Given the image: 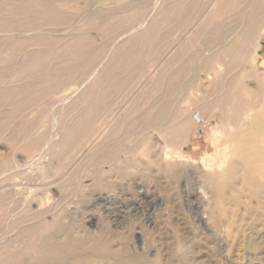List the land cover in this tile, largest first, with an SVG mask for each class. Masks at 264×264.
<instances>
[{
    "label": "rangeland",
    "instance_id": "374dc122",
    "mask_svg": "<svg viewBox=\"0 0 264 264\" xmlns=\"http://www.w3.org/2000/svg\"><path fill=\"white\" fill-rule=\"evenodd\" d=\"M71 1L68 4L74 6L69 7L72 17L49 32L52 62L49 58L43 62H16V59L0 62V245L21 251L28 264L39 262L41 253L37 247L44 241L39 236L20 238V232L42 222L41 217L34 218L31 213L46 200V204L41 203L44 206L41 210H46L49 219L44 220L56 215L62 218L61 229L54 237L56 241L71 235L98 241L100 248L92 250L75 241L67 255L50 257L43 264H72L76 256L90 258L89 264H122L120 260L126 257H136L138 264H264V193L243 192L234 204L227 186L222 204L217 205L215 192L204 173L212 171L210 167L221 169L224 165L219 166V162L225 154L229 155L230 148L226 153L221 151L211 166L203 164L204 158L222 146L224 139H220L218 130L230 129V110L251 113L264 109V0L244 1L241 5L252 10L258 8L250 51L237 54L236 32L228 37L231 38L230 53L211 63L207 62L209 56L223 46L203 41L202 33L214 31L213 24L208 22L213 0H137L139 4H147L144 11L141 5H135L138 3L135 0ZM179 5H183L184 11H178ZM173 10L175 13L170 12ZM99 11L101 18L97 16ZM142 15L148 22L139 31L132 30ZM153 34L156 36H149ZM78 40L85 46L78 47L81 44H77ZM70 44L77 47L72 45L69 50L74 47L78 50L75 49L74 55L69 52L68 58L90 57L95 58L94 62H64V65L62 60L66 54H63ZM121 45L131 49V54L136 56L134 60L114 62ZM40 48L35 45L26 50ZM186 64H192L193 70L181 72L182 88L186 87L181 88L177 100L171 104H175L171 108L179 113L186 107L191 112V120L176 142L186 160L175 177L162 157L167 125L154 124L150 126L153 136L148 133L150 128L140 136L134 129L130 112L149 106L169 80L164 79L170 78L179 65ZM184 79L190 80L184 82ZM225 82H230V89L225 88ZM150 90L155 94H149ZM15 93L18 95L15 100L2 99L3 95ZM100 97L103 99L98 104H90L89 99ZM175 129L173 135L179 133ZM143 135H150L155 144V154L151 151L149 155L156 158L155 162L142 154L147 145L138 146ZM112 143L115 152L121 150L115 153V161L111 159L109 163L95 154L98 146ZM121 143L125 145L123 149ZM132 159L141 161V166L133 168ZM118 164L128 166L129 173L121 176L112 171ZM105 251L110 253L106 257Z\"/></svg>",
    "mask_w": 264,
    "mask_h": 264
},
{
    "label": "bare ground",
    "instance_id": "6f19581e",
    "mask_svg": "<svg viewBox=\"0 0 264 264\" xmlns=\"http://www.w3.org/2000/svg\"><path fill=\"white\" fill-rule=\"evenodd\" d=\"M71 1V0H69ZM115 1V0H113ZM130 1V0H129ZM137 1V0H135ZM142 1V0H141ZM175 1V0H174ZM184 1V0H183ZM214 1V0H213ZM244 1H251V3H256V0H215L214 4H213V9L211 10V12L208 15V22H211L212 28L214 31H212V33H202L203 35V41L205 44H221V50L216 53L213 54L211 56H209L208 58V63H211L213 61H219L223 55L226 56L230 53V39L228 38L230 36V34L235 35V33L237 32V37H236V41L235 43H239V45L236 46L234 49L236 50L237 54H244L247 53L249 50V44L251 42V36L253 35V31L255 29V25H256V19L258 17V8H250L249 7H245V6H241L243 4ZM72 2V1H71ZM138 2V1H137ZM190 2V1H189ZM193 2V1H192ZM212 2V1H211ZM134 3V2H133ZM159 3V2H158ZM157 3V4H158ZM131 4V2L129 3ZM135 5L140 6L141 5V9H144L147 7V4L145 2H139ZM156 5V4H155ZM167 5V4H166ZM191 5V4H190ZM200 5V4H199ZM69 4H68V0H0V16H3L0 19V62H6V61H10L13 59H16V62H43L44 60H46V58H49L50 61L52 62L53 60V53H52V49L51 45V38H50V31H52V28L54 26L60 25V24H66L70 17V14L72 12H70L69 10ZM114 7V5H113ZM129 7V6H128ZM135 7L133 5L130 6ZM154 7V6H153ZM152 7V9H154ZM74 8L71 7V9ZM130 8V9H131ZM158 8V7H157ZM170 8V7H169ZM168 8V9H169ZM174 8V7H173ZM114 9V8H113ZM137 9V8H136ZM165 9V10H168ZM178 11H184L183 9V5H179L178 7ZM194 9V8H193ZM132 10V9H131ZM135 10V9H134ZM139 10V9H138ZM156 10V9H155ZM252 10V11H249ZM120 11V10H119ZM118 11V12H119ZM124 11V10H123ZM137 11V10H136ZM169 11V10H168ZM116 12V13H118ZM122 12V10H121ZM120 12V13H121ZM152 12V11H151ZM160 12V11H159ZM170 12H174L170 11ZM97 16H101V12L99 11ZM112 13V12H111ZM115 13V15H117ZM175 13V12H174ZM221 13H224L223 15ZM150 14V12H149ZM160 14V13H159ZM158 14V16H159ZM171 14V13H170ZM183 15V13H181ZM114 15V14H113ZM114 15V16H115ZM146 15V14H145ZM145 15H142L141 18H139L140 20L138 21L137 25L133 26L132 30H138L141 27H144L145 23L148 22L147 18ZM152 15V14H151ZM96 16V15H95ZM105 16V15H104ZM123 16V15H122ZM121 16V17H122ZM156 16V15H155ZM161 16V15H160ZM164 16V15H163ZM92 17V16H91ZM90 17V18H91ZM116 17V16H115ZM147 17L148 14H147ZM94 18V17H93ZM92 18V20H93ZM97 18V17H95ZM101 18V17H100ZM158 18V17H157ZM103 19L105 20L106 17H103ZM182 19V18H181ZM101 20V19H99ZM128 20V19H127ZM172 20V19H171ZM91 21V20H90ZM92 22V21H91ZM111 22V21H110ZM100 23V21H99ZM96 24V26H98V24ZM101 24V23H100ZM95 25V24H93ZM121 25V24H120ZM148 25V24H147ZM65 26V25H64ZM64 26L62 28H64ZM107 27V26H106ZM109 27V26H108ZM153 29L154 26L152 25ZM57 28V27H56ZM103 28V27H102ZM160 28V26H159ZM59 28H57L58 30ZM232 29H239L240 31H233ZM131 29L128 30L132 31ZM136 30V31H137ZM156 30V29H154ZM139 31V30H138ZM152 31V30H151ZM50 32V33H49ZM108 31H106L105 33H107ZM53 33V32H52ZM60 33V32H59ZM74 33V32H73ZM72 33V34H73ZM78 33V32H77ZM84 33L87 34V31H85ZM132 33V32H131ZM147 33V32H146ZM49 34V35H48ZM81 34V33H80ZM111 34V33H110ZM113 34V33H112ZM133 34V33H132ZM136 34V32H135ZM78 35V34H76ZM85 35V34H84ZM74 36V35H73ZM72 36V38H73ZM82 37V35H80ZM106 36V35H105ZM124 36V35H123ZM149 36H154L153 35H149ZM156 36V34H155ZM154 36V37H155ZM87 37V36H86ZM71 38V37H70ZM89 38V37H87ZM144 38V36H143ZM80 39V38H78ZM85 39V36L83 37V40ZM116 39V38H115ZM142 39V38H141ZM152 39V38H151ZM91 40V39H89ZM79 41V40H78ZM142 41V40H141ZM56 42V41H55ZM58 42V41H57ZM70 42V41H67ZM75 40L72 42L73 44ZM77 42V41H76ZM115 42H119L115 40ZM114 42V44H115ZM126 42V41H125ZM129 42V41H128ZM81 43V44H80ZM113 43V41H112ZM72 44V45H73ZM77 44H80V46L78 45V47H84L85 45L83 44L82 40L77 42ZM141 44V43H140ZM38 45L42 46V50H33L32 52H28L26 49L27 47L29 48L30 46H35ZM62 45V44H61ZM72 45L70 44L68 46V49L66 50V52L63 54L66 57L62 60V62H87V61H93L95 58H84V57H78L74 60H71L70 58L72 56H70V58L67 57V54L69 52H74L75 51V47L71 50L70 47H72ZM103 45V44H102ZM112 45V44H111ZM157 45V44H156ZM63 46H67V44L63 45ZM76 46V45H73ZM100 46V45H99ZM98 46V47H99ZM108 46V45H107ZM114 46V45H112ZM129 46V45H128ZM59 47V45L57 46ZM77 47V46H76ZM159 47V46H158ZM35 48V47H34ZM102 49V48H101ZM69 50V51H68ZM78 50V49H76ZM131 49H128L126 47H123L122 45L119 46L118 48V52H117V56L115 55L113 57L114 62L115 61H132L135 59V54H131ZM140 50V49H139ZM157 50V49H156ZM93 51V50H92ZM96 51V50H95ZM100 51V50H99ZM76 52V51H75ZM75 52L73 53V55L75 54ZM90 52V51H89ZM111 52V50H110ZM155 52V51H154ZM78 53V52H77ZM139 53V52H138ZM252 53V52H251ZM70 54V53H69ZM68 54V55H69ZM94 54V53H92ZM111 54V53H109ZM72 55V53H71ZM78 55V54H76ZM96 55V54H95ZM113 55V54H112ZM119 55V56H118ZM139 55V54H138ZM249 55V53H248ZM255 55V54H254ZM253 55V57H254ZM57 56V55H56ZM60 56V55H58ZM99 56V55H98ZM97 56V57H98ZM235 56V55H234ZM238 56V55H237ZM251 56V55H250ZM179 57V56H178ZM177 57V58H178ZM74 58V57H72ZM109 58V57H108ZM181 58V57H180ZM249 58V57H248ZM70 59V60H69ZM100 59V58H99ZM141 59V58H140ZM245 59V58H244ZM247 59V58H246ZM251 59V58H250ZM184 60V59H182ZM249 60V59H248ZM102 62L105 60H101ZM240 61V60H239ZM254 61V59H253ZM61 61H59L58 63H60ZM79 62V63H80ZM94 62V61H93ZM244 62V61H242ZM78 63V64H79ZM136 63V60H135ZM198 63V62H197ZM201 63V62H200ZM199 63V65H200ZM247 63V62H246ZM253 63V62H252ZM193 64V63H192ZM191 64V65H192ZM203 64V63H201ZM240 64V63H239ZM250 64V63H249ZM64 65H66L64 63ZM70 65V64H69ZM68 65V66H69ZM151 65V64H150ZM163 65V64H162ZM173 65V64H172ZM181 65V64H180ZM179 65V66H180ZM191 65H182V66H178V68H176L174 70V72L172 71V76L170 78L164 79V80H168L162 88L161 94L159 96H156V100H153V102L149 103V106H147L146 108L142 107L143 110L141 111H136V112H130L131 115V120H133V124H134V129L137 131V133L140 134V136H142L141 133L145 134L143 131L147 130L150 128V126H154V124H166L167 127H165L164 130H166V135H165V143H164V148L162 150V157L165 160V166L167 167V169L169 171L172 172L173 176H178L179 172H180V166L182 165V163L186 160V158L183 157V155H181V151L180 149H178L176 147V142L177 139L180 138V136L183 135L184 131L186 130V124L187 122H189L191 120V112H188V108L185 106L186 103L185 101V111H180L181 113L177 112V110H173V108H171V105L173 102H175V100H177L178 96H179V92L181 93V88L183 86V82H181L180 77H181V72L186 71L187 72H191L193 70L194 66ZM195 65V64H194ZM199 65L197 64V67H199ZM74 66V65H73ZM130 66V65H129ZM168 66V65H167ZM253 66V64H252ZM244 67V66H243ZM43 68V66H42ZM67 70V68H65ZM76 69V68H75ZM248 69V68H247ZM14 70V69H13ZM146 70V68H145ZM144 70V71H145ZM253 70V69H252ZM45 71V70H44ZM13 72V71H12ZM75 72V71H74ZM68 73V72H67ZM93 73V71H92ZM143 74V73H142ZM183 74V73H182ZM32 75V74H31ZM45 75V74H44ZM61 75H63L61 73ZM65 75V73H64ZM103 75V74H102ZM105 75V74H104ZM107 75V74H106ZM111 75V74H110ZM168 75V74H167ZM30 76V75H28ZM58 76H60L58 74ZM57 76V77H58ZM68 76V74L66 75ZM72 76V75H71ZM70 76V77H71ZM93 76V75H92ZM194 76V73H193ZM61 77V76H60ZM185 77V76H184ZM263 77V76H262ZM18 78V77H17ZM187 78V76L185 77ZM87 79V78H86ZM153 79V78H152ZM183 79V78H182ZM47 80V79H46ZM50 80V79H49ZM100 80V79H99ZM159 80V79H158ZM185 80L189 81L190 79H184L182 81L185 82ZM187 81V82H188ZM46 83V81H44ZM158 82V81H157ZM191 82V81H190ZM189 82V83H190ZM233 82V80H232ZM31 83V82H30ZM53 83V81H52ZM160 83V82H159ZM188 83V84H189ZM27 84V83H26ZM39 84V83H37ZM161 84V83H160ZM185 84V83H184ZM187 84V86H188ZM192 84V83H191ZM221 84V83H220ZM50 85V84H49ZM29 86V85H28ZM47 84H45V88H46ZM162 86V84H161ZM185 86V85H184ZM192 86V85H191ZM225 88L228 90L230 89V82H225L224 83ZM30 87V86H29ZM35 87V86H33ZM32 87V88H33ZM37 87V86H36ZM186 87V86H185ZM182 88V89H185ZM216 87V86H215ZM220 87V86H219ZM218 87V88H219ZM243 87V86H242ZM20 88V87H19ZM26 88V87H25ZM39 88V87H38ZM51 88V86L49 87ZM116 88V87H115ZM158 88V86H157ZM6 89V87H5ZM16 89V88H14ZM43 89V88H42ZM42 89H39L42 90ZM48 89V88H47ZM145 89V88H144ZM190 89V88H189ZM242 89V88H241ZM258 89V88H257ZM20 90V89H19ZM38 90V89H37ZM49 90V89H48ZM47 90V91H48ZM188 90V89H186ZM17 91V90H16ZM14 91V92H16ZM151 91V90H150ZM157 91V90H155ZM185 91V90H184ZM182 91V92H184ZM189 91V90H188ZM221 91V90H220ZM240 91V90H239ZM50 92V91H48ZM76 92V91H75ZM74 92V93H75ZM142 92V91H141ZM159 92V91H158ZM187 92V91H186ZM230 92V91H229ZM154 92L151 91V93L153 95ZM190 93V92H189ZM219 93V92H218ZM21 94V93H20ZM28 94V93H27ZM142 94V93H141ZM155 94V93H154ZM239 94V93H238ZM181 95V94H180ZM229 95V94H228ZM84 96V95H83ZM82 96V98H83ZM191 96V95H190ZM225 96V95H224ZM223 96V97H224ZM18 97L17 93L14 94H10V95H3L2 99L5 101H10V100H15V98ZM103 97V96H102ZM154 97V96H153ZM23 98V97H22ZM35 98V96L33 97ZM31 98V99H33ZM139 98H141L139 96ZM138 98V99H139ZM152 98V97H151ZM186 98V97H185ZM226 98V97H224ZM27 99V98H26ZM103 98H94V99H89V101L91 102L90 104L93 103H99ZM153 99V98H152ZM180 99V97H179ZM178 99V100H179ZM187 99V98H186ZM227 99V98H226ZM25 100V99H24ZM30 100V99H29ZM71 100V99H70ZM150 100V99H148ZM27 101V100H26ZM34 101V99H33ZM67 101V100H66ZM110 101V100H109ZM189 101V100H188ZM216 101V100H215ZM149 102V101H148ZM226 102V101H225ZM18 103V102H17ZM31 102H29L30 104ZM88 103V102H87ZM137 103V101L135 102ZM134 103V104H135ZM74 104V103H73ZM146 104V103H145ZM217 104V103H216ZM227 104V103H226ZM245 104V103H244ZM243 104V105H244ZM20 105V104H19ZM71 105V104H70ZM242 105V103H241ZM108 106V105H107ZM183 106V105H182ZM180 106V107H182ZM224 106V105H223ZM137 107H139L137 105ZM175 107V106H174ZM226 108H228V105H225ZM236 107V106H235ZM241 107V106H240ZM14 108V107H13ZM221 108V106H220ZM224 108V107H223ZM15 109V108H14ZM137 108H135L136 110ZM233 109V108H232ZM85 110V109H84ZM184 110V109H183ZM242 110V109H241ZM128 111V110H127ZM125 111V112H127ZM221 111V110H220ZM219 111V112H220ZM250 111V110H249ZM85 112V111H84ZM15 113V112H14ZM81 113V112H80ZM12 114V113H11ZM11 114H8V118H10ZM83 114V113H82ZM81 114V115H82ZM125 114V113H124ZM223 114V113H222ZM230 129H222V130H218L220 131V139H224L222 146L220 148H216V151L210 155V157L208 158H204L203 164L205 167H209L214 163V160L216 158V156H218L219 153H226V150L228 148H230V157L228 154H225L223 159L219 162V166L224 165L221 169H214V167H210V169H212V171L209 172H205L204 173V177L206 178L207 182L210 184L211 188H213L214 192H215V203L217 205L222 204L223 202V193L225 191V188L227 186H230V195L232 197V202L234 204H237L239 202V197L241 195V193L243 192H249L251 195L253 194H258V193H264V109H257L253 112H242L240 110H230ZM228 115V114H227ZM226 115V116H227ZM124 116V115H123ZM5 117V119L7 118ZM53 117V116H52ZM225 117V115H224ZM223 116H221V119L224 118ZM228 117V116H227ZM226 117V118H227ZM87 118V117H86ZM120 118V117H119ZM202 118V117H201ZM4 119V120H5ZM229 119V118H228ZM247 119H250L251 122L246 121ZM2 120V119H1ZM2 120V121H4ZM63 120V119H62ZM116 120V119H115ZM130 120V121H131ZM224 120V119H222ZM221 120V121H222ZM56 121V120H55ZM114 121V120H113ZM121 121V119H120ZM226 121V120H225ZM228 121V120H227ZM234 121H236L237 123H233ZM65 122V121H64ZM105 122V121H104ZM112 122V121H111ZM2 122H0L1 125ZM5 123V122H4ZM81 123V122H80ZM79 123V124H80ZM85 123V122H84ZM116 123V122H115ZM127 123V121H126ZM221 123V122H220ZM228 123V122H226ZM129 124H131L129 122ZM111 125V123H110ZM113 125V123H112ZM119 125V124H118ZM128 125V124H127ZM222 125V124H221ZM228 125V124H227ZM88 127V126H87ZM107 127V126H106ZM112 127V126H111ZM123 127V126H122ZM156 127V126H155ZM154 127V128H155ZM188 127V126H187ZM225 127V126H224ZM125 128V127H124ZM160 128V127H159ZM177 128L179 130L178 134L173 135L172 131L173 129ZM133 129V130H134ZM156 129V128H155ZM229 129V130H228ZM107 130V129H105ZM113 130V129H111ZM119 130V129H116ZM127 130V127H126ZM150 130V132H149ZM148 130V133L151 134V128ZM176 130V129H175ZM100 131V130H99ZM125 131V130H123ZM162 132V130H160ZM159 131V132H160ZM104 132V131H103ZM106 132V131H105ZM122 132V129H121ZM120 132V133H121ZM128 132V130H127ZM177 132V131H175ZM91 133V132H90ZM108 133V132H107ZM113 133V132H112ZM119 133V134H120ZM126 133V132H124ZM147 133V134H148ZM210 133V132H209ZM212 133V132H211ZM89 134V133H88ZM105 134V133H102ZM101 134V135H102ZM127 134V133H126ZM133 134V133H132ZM131 134V135H132ZM139 134H136L139 136ZM95 135V134H94ZM125 136V134H123ZM152 135V134H151ZM113 136V135H112ZM122 136V135H121ZM144 136V135H143ZM153 136V135H152ZM214 136V134H213ZM230 136V137H229ZM77 137V136H76ZM116 137V136H115ZM131 137V136H129ZM114 138V137H112ZM133 138V137H132ZM131 138V139H132ZM137 138L134 137V139ZM139 138V137H138ZM91 139V138H90ZM116 139H119L116 138ZM125 139V138H124ZM123 139V140H124ZM127 139V138H126ZM133 139V140H134ZM213 139V137H212ZM46 140V139H45ZM138 140V139H137ZM151 136L150 135H145L142 139L141 142L138 144V146H143V145H147V148L142 152V154L144 153L146 156H148V158L152 161L155 162L156 158L153 156H149L150 152L154 153L153 150L155 148V144L152 143L151 141ZM48 141V140H47ZM62 141V140H61ZM92 141V140H91ZM90 141V142H91ZM94 141V138H93ZM114 141V140H113ZM120 141V140H118ZM115 140V142H118ZM49 142V141H48ZM66 142L65 141H62ZM89 142V141H88ZM76 143V142H75ZM81 143V141H80ZM93 143V142H92ZM100 143V142H99ZM98 143V144H99ZM106 143V142H105ZM217 143V142H216ZM101 144V143H100ZM104 144V143H103ZM122 144V143H121ZM128 144V143H126ZM163 144V142H162ZM219 144V142H218ZM217 144V146H218ZM63 145V144H60ZM65 145V143H64ZM79 145V144H78ZM97 145V144H96ZM114 143L109 144V145H102V146H98L95 150V154L98 157L103 158L102 160H106L110 163V160L113 158H115V153L119 152V150H113V146ZM123 145V144H122ZM131 145V144H129ZM134 145V144H133ZM132 145V146H133ZM71 146V145H70ZM121 146V145H120ZM125 145L122 146V149ZM128 146V145H127ZM131 146V147H132ZM216 146V147H217ZM230 146V147H229ZM80 147V145H79ZM95 147V146H94ZM118 147V146H116ZM127 148V147H125ZM129 148V147H128ZM134 148V147H133ZM136 148V147H135ZM69 149V148H68ZM73 149V148H72ZM71 149H69L70 151ZM76 150V149H74ZM128 150V149H127ZM132 151V150H131ZM135 151V150H134ZM159 151V150H158ZM229 151V150H228ZM75 152V151H74ZM93 152V151H92ZM123 152V151H122ZM59 153V152H58ZM70 154V153H69ZM86 154V153H85ZM155 154V153H154ZM158 154V152H157ZM66 155V154H65ZM133 155V154H132ZM139 155V154H137ZM221 155V154H220ZM223 155V154H222ZM120 156V155H119ZM135 156V155H134ZM63 157V156H62ZM118 157V156H116ZM160 157V155H159ZM133 158V157H132ZM68 159V158H67ZM90 159V158H89ZM116 159V158H115ZM125 159V158H124ZM203 159V158H202ZM221 159V156H220ZM66 160V158H65ZM111 160V161H112ZM89 161V160H88ZM115 161V160H113ZM123 161V160H122ZM202 161V160H201ZM66 162V161H65ZM92 162V161H91ZM96 162V161H95ZM101 162V161H100ZM118 162V161H116ZM131 166L133 168H136L138 165L141 164V161H139L138 159H132L131 161ZM161 162V161H160ZM200 162V161H199ZM88 163V162H87ZM94 163V162H93ZM114 163V162H113ZM111 162V164H113ZM126 164V163H125ZM201 164V162H200ZM199 164V165H200ZM63 165V164H62ZM102 165V164H100ZM110 165V164H107ZM119 165V164H118ZM146 165V164H145ZM85 166V165H84ZM87 166V165H86ZM141 166V165H140ZM184 166V165H182ZM22 167V166H21ZM101 167V166H100ZM99 167V168H100ZM128 166H116L115 168L112 169V171H116L118 172L121 176H124L126 174L129 173V170L127 169ZM165 167V168H166ZM216 167V166H215ZM111 168V167H110ZM217 168V167H216ZM98 169V168H97ZM95 169V171L97 170ZM109 169V168H108ZM99 170V169H98ZM50 172V171H49ZM58 172V171H57ZM62 172V171H61ZM97 172V171H96ZM100 172V171H99ZM133 172V171H132ZM52 173V172H51ZM102 173V172H101ZM49 174V173H48ZM142 179V178H141ZM140 181V180H139ZM141 182V181H140ZM11 190V188H10ZM47 190V189H46ZM45 192V190H44ZM228 192V191H227ZM6 193V192H5ZM4 194V193H3ZM7 194V193H6ZM5 195V194H4ZM8 195V194H7ZM2 198V197H0ZM5 199L6 196H5ZM3 199V200H5ZM26 199V198H25ZM45 199V198H44ZM2 200V199H1ZM67 199H65L66 201ZM7 201V200H6ZM6 201H3L6 205ZM48 201V200H47ZM64 201V200H63ZM64 201V202H65ZM2 202V203H3ZM26 202V201H25ZM61 202V201H60ZM19 204V202H17ZM41 203H45L46 204V200L45 202ZM39 203V209L36 211H33L31 214L33 215L34 218H39L41 217L42 222L36 224L34 226H30L27 228H24L23 230H21V237L20 238H29V237H36L38 238V236L41 238L42 241H44V243L40 244L37 247V250L41 253V260L35 264H43L45 260H48V258L50 257H62L63 255H67L68 253V249L71 245H73L76 242H79L81 244L86 245L87 247H89V249L92 250H97L98 248H100V244L98 243V241L95 240H86L85 239H79V238H74L71 235H66V237L62 240V241H56L55 240V234L58 233V231L61 229L62 226V218L60 215H56V216H51L52 218L50 220H44V219H49L46 213V210H41L43 204ZM48 203V202H47ZM16 204V205H18ZM30 204V203H29ZM33 204V203H32ZM1 205V204H0ZM4 205V204H3ZM8 205V204H7ZM62 205V203H61ZM28 206V205H27ZM9 207V205H8ZM7 207V210H9ZM67 207V206H66ZM64 207V208H66ZM14 208V206H13ZM44 208V206H43ZM50 210L52 207H49ZM59 208V207H58ZM57 208V209H58ZM63 208V207H62ZM69 208V207H68ZM2 209V208H0ZM70 209V208H69ZM223 209V208H222ZM103 210V209H102ZM13 211V210H11ZM27 211V210H26ZM56 210H54L55 212ZM225 211V210H224ZM53 212V213H54ZM67 212V210H66ZM124 212V211H123ZM223 212V210H222ZM52 213V214H53ZM59 213V212H58ZM122 213V212H121ZM7 214V213H6ZM28 214V213H27ZM55 214V213H54ZM0 215H1V210H0ZM7 216V215H6ZM1 217V216H0ZM9 217V216H8ZM7 217V218H8ZM24 217V216H23ZM30 217V216H29ZM32 217V216H31ZM6 218V217H5ZM9 219V218H8ZM28 220V219H27ZM34 220V219H33ZM39 221V220H38ZM41 221V220H40ZM2 222V221H1ZM8 222V221H7ZM35 222V221H34ZM3 227V226H2ZM17 227V226H16ZM13 228V227H12ZM53 228V230H51ZM6 229V227L4 228V230ZM18 230V228H17ZM46 230V231H45ZM20 231V230H19ZM46 232V233H45ZM33 239V238H32ZM35 239V238H34ZM17 240V239H16ZM28 241H31L30 239ZM11 244V243H10ZM16 245V243H15ZM28 245V244H27ZM8 246V245H7ZM26 246V245H24ZM32 246V245H31ZM33 247V246H32ZM22 248V247H21ZM110 253L108 251L104 252V256H108ZM39 258V257H38ZM120 259V258H119ZM0 261L4 262V264H28L26 263V261L24 260L23 257V253L21 251H16V250H12L9 249L5 246H1L0 245ZM122 264H138L139 260L136 257H126V258H122L121 260ZM91 262V259L88 257H84V256H76V258L74 259V262L72 264H89Z\"/></svg>",
    "mask_w": 264,
    "mask_h": 264
},
{
    "label": "crops",
    "instance_id": "0c3cea01",
    "mask_svg": "<svg viewBox=\"0 0 264 264\" xmlns=\"http://www.w3.org/2000/svg\"><path fill=\"white\" fill-rule=\"evenodd\" d=\"M214 2H215V0H214L213 3H212V7H213ZM212 7H211V10L213 9ZM211 10L209 11V13L211 12Z\"/></svg>",
    "mask_w": 264,
    "mask_h": 264
}]
</instances>
